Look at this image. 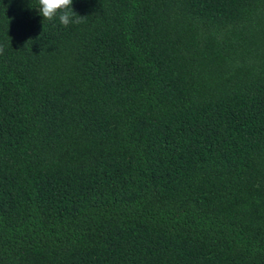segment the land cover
<instances>
[{
  "label": "trees",
  "instance_id": "1",
  "mask_svg": "<svg viewBox=\"0 0 264 264\" xmlns=\"http://www.w3.org/2000/svg\"><path fill=\"white\" fill-rule=\"evenodd\" d=\"M0 0V264H264V0Z\"/></svg>",
  "mask_w": 264,
  "mask_h": 264
},
{
  "label": "clouds",
  "instance_id": "2",
  "mask_svg": "<svg viewBox=\"0 0 264 264\" xmlns=\"http://www.w3.org/2000/svg\"><path fill=\"white\" fill-rule=\"evenodd\" d=\"M39 12L44 19L52 21L59 12V21L62 25L81 23L80 16L72 8L73 0H38ZM4 46L0 45V54H3Z\"/></svg>",
  "mask_w": 264,
  "mask_h": 264
}]
</instances>
